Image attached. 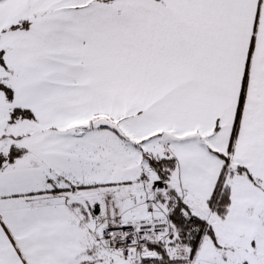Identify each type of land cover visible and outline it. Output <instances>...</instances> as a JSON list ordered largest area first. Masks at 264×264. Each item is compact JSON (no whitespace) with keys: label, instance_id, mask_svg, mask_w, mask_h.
Returning <instances> with one entry per match:
<instances>
[{"label":"snow or ice","instance_id":"6c2138e0","mask_svg":"<svg viewBox=\"0 0 264 264\" xmlns=\"http://www.w3.org/2000/svg\"><path fill=\"white\" fill-rule=\"evenodd\" d=\"M0 264H264V0H0Z\"/></svg>","mask_w":264,"mask_h":264}]
</instances>
